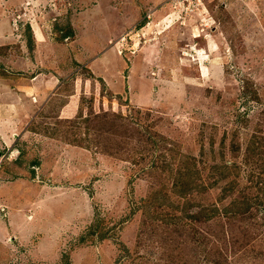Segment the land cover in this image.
<instances>
[{"label":"rangeland","instance_id":"rangeland-1","mask_svg":"<svg viewBox=\"0 0 264 264\" xmlns=\"http://www.w3.org/2000/svg\"><path fill=\"white\" fill-rule=\"evenodd\" d=\"M254 145L264 0H0V264H208L161 213L247 196L253 217L191 228L264 264Z\"/></svg>","mask_w":264,"mask_h":264},{"label":"trees","instance_id":"trees-1","mask_svg":"<svg viewBox=\"0 0 264 264\" xmlns=\"http://www.w3.org/2000/svg\"><path fill=\"white\" fill-rule=\"evenodd\" d=\"M257 149H260V147H257ZM240 151V148L236 145H232L231 152L237 153ZM247 163H250V160H253V164L255 166H259L261 168L264 167V152H258L256 150V146H249L247 150ZM171 165L162 166V169L170 168ZM223 171L225 173L228 171V166H223ZM262 170V169H261ZM179 173L176 174L175 178V188L177 189V193L180 197L185 198L187 197L191 192L195 191L198 188V185H196V179L194 178V175L189 170V167L186 166L184 168H180L178 170ZM226 176H229L228 174H223L222 178L226 179ZM261 191H262V186ZM235 185L234 183H231L229 187H226L225 190L232 191L234 190ZM264 192V191H263ZM264 196V193L262 194ZM260 196L255 197L252 199V197H243L242 200H234V203H232L231 207L222 208L220 210L217 206L216 207H203L199 212L189 214V210L193 206L192 204L188 207L182 209L183 217H177L175 210L172 211V214L170 215L168 213H161L160 218L166 220L165 223L167 224H175L177 227L176 229L172 230V232L176 234L186 235L190 238L191 242H194V244L198 245V247L201 248L203 253V258L205 261H208V264H222L221 263V257L222 252L219 251L221 246L224 243H221L225 241L226 238L223 237H217L215 238L213 235H210V233L203 232L199 233L198 231L192 229L191 227L193 225L197 224H205V223H211L213 220L218 219V216H221L222 220H227V222L230 224L233 223V221H240L247 218L253 217L252 208L255 207L258 203L253 201L255 199H260ZM262 204V203H261ZM179 211V209H178ZM154 212H159L155 208ZM165 214V215H164ZM160 215V214H158ZM173 215V216H172ZM163 216V217H162ZM192 225V226H191ZM222 244V245H221ZM247 258V256L245 255ZM264 258V256H263ZM257 259H259V256H257Z\"/></svg>","mask_w":264,"mask_h":264},{"label":"bare ground","instance_id":"bare-ground-1","mask_svg":"<svg viewBox=\"0 0 264 264\" xmlns=\"http://www.w3.org/2000/svg\"><path fill=\"white\" fill-rule=\"evenodd\" d=\"M194 30H195V29H194ZM198 32H199V31H198ZM198 32H197V33H198ZM194 35H195V34H194ZM198 37H199V35H197V36L195 35V36H194V38H196V39H197ZM211 51H212V52H215L214 49H212ZM212 64H214L215 66H218V65H219V64L217 63V60H216V59L212 61ZM133 81H134V79L132 80V82H133ZM132 82H131V83H132ZM133 83H134V82H133ZM133 83L131 84L132 89H133V87H134Z\"/></svg>","mask_w":264,"mask_h":264},{"label":"crops","instance_id":"crops-1","mask_svg":"<svg viewBox=\"0 0 264 264\" xmlns=\"http://www.w3.org/2000/svg\"><path fill=\"white\" fill-rule=\"evenodd\" d=\"M68 106V105H67ZM66 105H65V107H67Z\"/></svg>","mask_w":264,"mask_h":264}]
</instances>
